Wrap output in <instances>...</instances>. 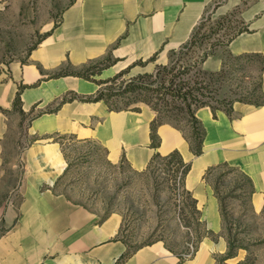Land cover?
I'll return each mask as SVG.
<instances>
[{"label": "crops", "instance_id": "obj_1", "mask_svg": "<svg viewBox=\"0 0 264 264\" xmlns=\"http://www.w3.org/2000/svg\"><path fill=\"white\" fill-rule=\"evenodd\" d=\"M207 14L204 48L212 54L204 69L220 70L228 52L264 58V0H71L37 44L21 57L0 60V177L7 176L8 163L20 172L18 201L0 203V264H214L227 252L219 199L204 175L226 162L251 178L253 202L264 204V70L259 103L236 101L232 115L197 109L205 130L199 155L169 123L158 126L154 145L156 113L145 103L139 111H116L104 100H64L93 96L98 84L76 72L105 59L111 64L97 79L167 64L170 51L187 42ZM55 133L98 142L109 161L139 171L156 152L178 150L191 163L184 188L197 199L207 234L212 230L219 238L204 236L190 258L161 240L131 246L120 233L121 214L100 215L56 189L69 162L61 143L48 137Z\"/></svg>", "mask_w": 264, "mask_h": 264}, {"label": "rangeland", "instance_id": "obj_2", "mask_svg": "<svg viewBox=\"0 0 264 264\" xmlns=\"http://www.w3.org/2000/svg\"><path fill=\"white\" fill-rule=\"evenodd\" d=\"M70 1L0 0V60L21 57L37 44L52 26L50 22L59 19L61 11ZM203 20L200 33L209 35L210 16L207 14ZM207 39L203 38L202 48L196 47L197 54L205 52L204 42ZM227 63V75L220 90L224 105L230 107L234 101L260 102L259 58L239 61L228 58ZM123 71L126 73L120 81L139 73L128 68H123ZM91 77L97 79L94 75ZM117 105L125 106L126 100L117 101ZM61 140L65 143L70 167L60 179L58 191L100 215L121 214V234L131 246L161 240L183 258H190L196 253L200 243L194 252L191 245L196 243L198 232L207 231V228L204 222L201 226L197 224L192 208L193 195L185 194L180 183L175 181V166L170 159H157L149 169L139 171L127 162L109 161L105 149L98 142L72 136ZM6 167L4 173L7 176L0 177V203L8 204L18 201L20 172L10 163ZM210 179L223 198V212L228 226L246 247L238 249L235 257L226 260H223L225 253L216 255L214 264H239L246 258V264H264V204L258 206L253 202L248 194L247 179L238 169L228 165L218 166ZM6 190L9 193H5ZM3 230L5 227L0 225V234ZM205 236L215 240L219 238V234L212 230ZM202 248H206V243Z\"/></svg>", "mask_w": 264, "mask_h": 264}, {"label": "trees", "instance_id": "obj_3", "mask_svg": "<svg viewBox=\"0 0 264 264\" xmlns=\"http://www.w3.org/2000/svg\"><path fill=\"white\" fill-rule=\"evenodd\" d=\"M204 20H202L194 29L190 38L177 49H173L169 54V62L167 64H158L152 72H142L131 77L128 80H121L125 71L116 73L114 76L106 79H93L91 76L101 74L103 68L111 64V59H105L102 62L85 66L80 71L76 72L78 76L96 82L99 86L93 96L78 97L73 95L70 98L64 97V100L79 98L80 100H104L110 110H140V106H132V104L145 103L149 105L156 113L155 119L152 121V138L153 144L159 143L157 136V128L162 123H169L179 128L190 143L191 150L194 154L199 155L203 152V141L205 130L201 121L196 116L197 109L203 106L212 108L214 115L218 109L224 110L229 115H232L233 105L230 107L224 105L225 100L221 99L222 81L227 75L226 67L228 66L227 59L232 58L236 61L242 59L260 60V74L264 70V58L261 54H241L233 55L228 52L223 57L222 68L218 71L207 70L203 68V62L211 55V52L205 51L196 53V47L202 48L203 38H209V35H201ZM194 50L191 54L190 52ZM156 55L151 57L155 60ZM116 86V87H114ZM258 89L261 94V79L259 80ZM262 97V95H261ZM114 98V99H113ZM117 98V99H115ZM126 100L125 106H118L117 101ZM17 103L20 102V93L17 96ZM259 103V102H258ZM217 104V105H216ZM67 136L76 137L74 134H51L48 137L54 141L61 143L63 152L69 162L68 153L65 150V143L61 140ZM93 141V140H89ZM105 149V148H104ZM106 153L107 150L105 149ZM166 158L174 163L175 168L173 173L175 181L179 182L181 189L185 194L192 193L184 188V179L191 168V163L186 162L178 150H174L166 155L156 152L151 158L148 166L144 169H149L157 159ZM124 162V161H121ZM228 163L221 162L209 166L206 170L204 178L211 183L214 188L215 195L219 199L220 212L222 216V231L221 233L227 240L228 249L223 260L233 258L240 248H246L239 237L233 233L232 227L228 226L226 217L223 212V198L221 197L217 185L212 183L210 177L214 169L218 166H226ZM230 166V165H228ZM68 167V169H69ZM232 167V166H231ZM234 169H238L233 167ZM67 169V170H68ZM239 170V169H238ZM247 179L249 186L248 194L252 196L254 186L251 178L243 173ZM60 179L57 181V185ZM56 185V189H57ZM193 197V196H192ZM193 214L199 226L203 224L201 220V212L198 209L197 199L193 197ZM198 232V231H197ZM208 231H199L196 243L194 242L193 252L196 251L198 244ZM122 233V227L121 231ZM122 235V234H121ZM248 263V258L241 261L239 264Z\"/></svg>", "mask_w": 264, "mask_h": 264}, {"label": "bare ground", "instance_id": "obj_4", "mask_svg": "<svg viewBox=\"0 0 264 264\" xmlns=\"http://www.w3.org/2000/svg\"><path fill=\"white\" fill-rule=\"evenodd\" d=\"M209 208L213 211V215L211 216V223H212L213 226L217 227L216 220L214 218V211H215V209H214L213 206H209Z\"/></svg>", "mask_w": 264, "mask_h": 264}, {"label": "built area", "instance_id": "obj_5", "mask_svg": "<svg viewBox=\"0 0 264 264\" xmlns=\"http://www.w3.org/2000/svg\"><path fill=\"white\" fill-rule=\"evenodd\" d=\"M191 247H192V249H194V246L193 245H191Z\"/></svg>", "mask_w": 264, "mask_h": 264}]
</instances>
